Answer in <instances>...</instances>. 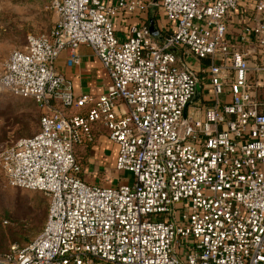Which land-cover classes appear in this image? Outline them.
I'll return each instance as SVG.
<instances>
[{"label": "built area", "instance_id": "obj_1", "mask_svg": "<svg viewBox=\"0 0 264 264\" xmlns=\"http://www.w3.org/2000/svg\"><path fill=\"white\" fill-rule=\"evenodd\" d=\"M174 31L158 44L149 26L121 40L120 14L140 0H50L48 34L29 35L0 73V95L32 100L40 130L0 150L13 188L40 192L48 218L2 264H264V0H159ZM245 5L250 22L228 34ZM89 47L111 85L77 96L56 63L81 65ZM208 63V105L189 107L198 80L174 50ZM187 115L185 117V112ZM104 130L118 147L117 188L88 183L76 156Z\"/></svg>", "mask_w": 264, "mask_h": 264}, {"label": "rangeland", "instance_id": "obj_2", "mask_svg": "<svg viewBox=\"0 0 264 264\" xmlns=\"http://www.w3.org/2000/svg\"><path fill=\"white\" fill-rule=\"evenodd\" d=\"M57 21L50 0H0V73L15 49H23L29 35L48 34ZM194 107V106H193ZM41 111L28 99L10 93L0 95V150L40 130ZM89 155V154H88ZM93 158L87 156L81 166L88 167V183L117 188L133 185L134 176L112 168L96 173ZM49 200L40 192L13 188L0 171V253L12 245L25 246L40 235L48 218Z\"/></svg>", "mask_w": 264, "mask_h": 264}, {"label": "crops", "instance_id": "obj_3", "mask_svg": "<svg viewBox=\"0 0 264 264\" xmlns=\"http://www.w3.org/2000/svg\"><path fill=\"white\" fill-rule=\"evenodd\" d=\"M133 1V0H129ZM146 4L153 0H140ZM159 3V1H158ZM247 11L245 5H241L239 11L230 14L228 34L239 32L244 24L250 22V13ZM151 22L155 27L157 36L154 37L158 44H163L167 36L174 31V25L169 23L166 19L165 13L159 4L144 10H138L133 15L120 14L115 19V30L121 40L128 38L129 30L132 26H151ZM176 51V52H175ZM178 59V66L186 68L194 72L198 83L202 87V96L200 102L191 106L190 109L200 106L205 108L208 103L207 93L210 86L207 80V75L204 73L208 63L206 61H198L191 56L186 49L174 50ZM81 57V65L78 67H68V53L62 54L56 63V71L59 75L70 81L73 85V92L77 96L89 94L94 97H100L111 85V80L108 72L104 69L99 59L93 54L92 50L87 46H82L79 49ZM209 94V93H208ZM89 154V155H88ZM118 154V147L112 143L104 130L95 131V142L91 145L77 148L76 156L78 161L82 164L85 157L93 158L96 173H108L109 169H116V159ZM83 169V168H82ZM88 167L83 170V174H87ZM82 177L85 181L87 179ZM88 182V181H87Z\"/></svg>", "mask_w": 264, "mask_h": 264}, {"label": "water", "instance_id": "obj_4", "mask_svg": "<svg viewBox=\"0 0 264 264\" xmlns=\"http://www.w3.org/2000/svg\"><path fill=\"white\" fill-rule=\"evenodd\" d=\"M158 1L159 0H153V3H152L153 6H157L158 5ZM150 31H151L153 37L157 36V32L155 31V27H154L152 22H151V26H150ZM201 96H202V87L197 82V84H196V93H195V96H194L193 100L190 102L189 107L194 105V104H196V103H198V102H200ZM186 115H187V110L185 112V117H186ZM0 264H2V263H0Z\"/></svg>", "mask_w": 264, "mask_h": 264}, {"label": "trees", "instance_id": "obj_5", "mask_svg": "<svg viewBox=\"0 0 264 264\" xmlns=\"http://www.w3.org/2000/svg\"><path fill=\"white\" fill-rule=\"evenodd\" d=\"M159 2H160V1H159ZM158 4H159V3H158ZM175 52H176V51H175ZM36 238H37V237H36ZM36 238H35V239H36ZM35 239H34V240H35ZM34 240H33V241H34ZM33 241H32V242H33ZM32 242H31V243H32ZM31 243H29V244H31ZM29 244H27V245H29Z\"/></svg>", "mask_w": 264, "mask_h": 264}]
</instances>
